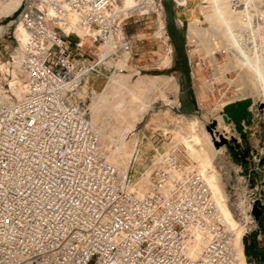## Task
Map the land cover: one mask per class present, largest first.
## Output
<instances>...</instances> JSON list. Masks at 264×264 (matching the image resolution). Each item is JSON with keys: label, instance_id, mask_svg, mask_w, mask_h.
Listing matches in <instances>:
<instances>
[{"label": "built area", "instance_id": "obj_1", "mask_svg": "<svg viewBox=\"0 0 264 264\" xmlns=\"http://www.w3.org/2000/svg\"><path fill=\"white\" fill-rule=\"evenodd\" d=\"M160 3L21 1L14 26L26 36L12 37L24 51V88L10 99L0 84V264H234L230 231L196 170L169 154L152 162L138 193L131 172L138 153L124 172L109 164L85 102L72 99L109 45L116 54L133 50L127 20L145 22ZM72 16L81 35L64 30ZM198 235L207 241L188 257Z\"/></svg>", "mask_w": 264, "mask_h": 264}, {"label": "rangeland", "instance_id": "obj_2", "mask_svg": "<svg viewBox=\"0 0 264 264\" xmlns=\"http://www.w3.org/2000/svg\"><path fill=\"white\" fill-rule=\"evenodd\" d=\"M162 3L163 9L160 4L156 8L158 15L151 14L146 18L145 22L141 21L142 24H138L139 28L143 29L137 36L138 44L134 45L133 50L130 53L122 52L119 54L127 57V65L122 66L118 63L116 55L110 66L105 67L99 63L81 82L86 93L92 86L103 92L110 90V83L115 77L128 78L129 84H143V88L139 87L135 90L139 91L141 88V91L134 93V103L132 105L135 104L134 106H137L136 104L142 103L143 107H145L144 110L136 118L130 119L126 125L119 126L115 131L116 134L112 136V140L115 142V149L122 148L121 151H118V159L116 160V163L120 165L118 166L119 168H122L127 163L131 148L135 143H138L139 152L131 171L133 182L140 179L145 169L150 168L151 170L152 162L159 161V156L164 151L175 155L177 160L184 165L190 166L194 164L188 155L187 147L184 143V134L178 128L182 127L185 130H189L190 120L198 119L197 132L201 134L203 130H208L211 133L212 131L208 126L215 121L213 119L215 115L225 114V105L243 99H250L251 103L253 101L252 94L242 89L241 76L244 71H240L237 68L226 72L227 77L229 76V79L234 80L232 84L227 81L220 82L217 80L214 83V90H209L210 82L215 80L214 77L217 74V70L207 57L205 48L190 41L187 36V21L183 8L189 2L186 1L183 7L177 6L172 0H162ZM262 3L260 4L262 6H257L258 9H264V1ZM18 11L12 16L3 17L0 20V24H6L10 21L15 22L8 31L0 35V61L9 66L12 60V52L16 48V42L12 35H15L13 29L16 21L14 20L18 19ZM179 15L184 20L183 27H178L175 23V18ZM133 21V18L127 20L124 26L126 32L131 31L130 25ZM243 41L247 44L249 39L244 38ZM171 47L172 51L169 54V58L165 59L164 54ZM195 48H198V50L194 52L193 59L190 58L192 62L189 64L187 53L189 54ZM214 55L216 63L219 65L229 61L227 53L222 50L221 46L214 51ZM139 56L142 57V61L135 63V58ZM183 57H186L187 64V70L184 67L186 71L182 73L184 89L181 88V77L178 75L183 69ZM166 62L171 63V66L166 67ZM154 75H158V77H150ZM168 75H173L174 78L170 79ZM6 78L10 77L8 75L4 76L0 70V84L5 89L7 87L9 89ZM187 87H189L190 91L192 89V93L190 91L185 92L183 94L184 98L189 100L188 95H190L195 97L196 102L194 108L186 110L182 104L179 106V101L180 92ZM126 89L127 86H124L123 91H126ZM161 92L167 96L168 101L161 97ZM242 93V96L230 101L226 100L228 103L221 105L222 102H226L225 99L233 95H241ZM126 95L128 96L129 93H123L121 96L125 98ZM79 98L85 104L87 103L85 94L80 95ZM263 107L261 104H256L255 109L250 111V115L248 117L245 116L246 118L241 121V132L236 130L235 123L225 114L233 124L230 127L231 134H220V132L216 131V137H218L217 140H213L215 146H224L226 148L229 160L239 167L238 175L240 179L233 180L227 187L232 200L235 203L252 198L253 201L249 213L255 219L257 226L244 235V242H246V236L259 238L260 241H264ZM120 108H124V105L120 106ZM87 112L90 114L89 111ZM125 112L122 109L114 110V114L107 117V120L109 123L117 124V119L123 117ZM88 116L91 119V116ZM132 126L134 127L133 131H131ZM214 127L213 130L215 129ZM220 136L225 138L224 142L220 140ZM217 141L218 144H215ZM107 146V142H101V148H106ZM255 207L260 209L259 214L255 213ZM238 216L240 217L241 215Z\"/></svg>", "mask_w": 264, "mask_h": 264}, {"label": "bare ground", "instance_id": "obj_3", "mask_svg": "<svg viewBox=\"0 0 264 264\" xmlns=\"http://www.w3.org/2000/svg\"><path fill=\"white\" fill-rule=\"evenodd\" d=\"M21 1L0 0V20L3 17L12 16L16 13L19 10ZM263 1L242 0L239 8H233L230 0H187L189 3L185 4L183 8L187 21L186 31L188 38L190 41L205 48L207 57L217 70V74L214 73L216 75L214 77L215 80L210 82V86L208 85L209 90H214V83L217 80L220 82L227 81L229 84L233 83L234 80L229 79V76L227 77L226 75L228 70L237 68L240 71H244L241 76L242 89L253 96V101L248 107L249 111L254 110L256 104L264 106V9L257 8ZM126 3L129 4L130 0H126ZM160 7L163 9V4L160 3ZM12 23L13 21L0 24V35L8 31ZM175 23L178 27H183L184 20L179 15L176 16ZM70 29L81 34L76 16H72L69 25L64 26L66 32ZM15 36L20 40L26 36L20 24L16 25ZM244 38L249 39L247 44L244 43ZM219 46L227 53V58H229V61L223 65L216 63L214 55V51ZM116 50V47L109 45L107 52L102 56L101 65L105 67L110 66L116 55L118 63L122 66L127 65V57L116 54ZM197 50L198 48H195L189 52L191 59H193L194 52ZM171 51L172 47L167 49V52L164 54L165 59L169 58ZM23 60L24 51L22 44H19L12 52L10 66L0 61V70L3 75L10 77L6 78L7 85L9 86L8 94L10 96L6 94L8 91H3V87L1 86L0 90L10 99H17L22 94L25 80ZM169 65L170 63L166 62L165 66L168 67ZM150 77L157 78L158 75ZM168 77L170 79L174 78L173 75H168ZM124 86H127L126 91H123ZM139 87L143 88V84L137 83L133 85L129 84L128 78L115 77L110 83V90L105 92L99 91L92 86L86 93L81 83L71 91L73 100H77V97L80 95L85 94L87 96L86 109L90 112L88 115L91 116L92 125L99 135L100 151L105 160L121 172L129 168L139 149L134 144L129 154V160L122 168H119L118 166L120 165L116 163V160L118 159V151H121L122 148L115 149V142L112 140V136L116 134L115 131L119 126L126 125L130 119L136 118L144 110L145 107H143L142 103L136 104L137 106H134L135 104L132 105L134 103V93L136 94V92L141 91V88L139 91H135ZM123 93H129V95L122 98L121 95ZM242 95L243 93L241 95H233L225 99V101L233 100ZM161 97L168 101L164 93H162ZM227 101L222 102L221 105L227 104ZM123 105L124 108H120ZM117 109H122L126 112L123 117L117 119V124L109 123L107 117L112 116L114 110ZM213 119L216 123L214 127L215 131L220 132V134H231L230 127L233 124L225 114H217ZM189 125V130H185L182 127L178 128L184 134V143L187 147L188 155L192 162H194L193 165L187 166V168L195 169L197 175L204 181L213 201L216 203L219 218L230 231L234 264H247L242 238L252 228L257 226L255 219L249 213V209L252 207V198L234 203L227 187L233 180L240 179L238 175L239 167L229 160L224 146L217 147L214 145L208 130H203L201 134L197 132L199 126L198 119L190 120ZM133 129L134 127L132 126L131 131ZM102 141L108 143L106 148H101ZM168 154V151H164L159 156V161L170 159ZM156 162H153V164ZM150 172V168L145 169L140 179L133 182V188L138 193L146 191L149 184ZM238 215L241 216L239 217ZM206 241L207 239L201 235L191 238L187 244L186 255L191 258L198 257Z\"/></svg>", "mask_w": 264, "mask_h": 264}, {"label": "crops", "instance_id": "obj_4", "mask_svg": "<svg viewBox=\"0 0 264 264\" xmlns=\"http://www.w3.org/2000/svg\"><path fill=\"white\" fill-rule=\"evenodd\" d=\"M138 24H142L141 21H136L134 20L133 23L130 25L131 31H129L128 33L133 34L134 35V45H137L138 42V35L139 33L142 31L143 28H139ZM134 48V47H133ZM178 60V59H177ZM140 61H142V57H137L135 58V63H139ZM183 69L181 70V72L178 74L179 77H181V88L184 89V82L182 79V73H185V71L187 70V64H186V57H183ZM171 66V63L168 67ZM186 70H185V68ZM189 87H187L185 90H183L182 92H180V101H179V106L180 104H182L184 109H192L195 107V102L196 99L195 97H192L190 95L189 96V100H186L184 98L185 92L190 91V89H188ZM192 93V89L190 91ZM264 236V234H263ZM246 242H244V236L242 238L243 241V246H244V251H245V259L247 264H264V241H260V239L258 238H251L250 236H246L245 238Z\"/></svg>", "mask_w": 264, "mask_h": 264}, {"label": "water", "instance_id": "obj_5", "mask_svg": "<svg viewBox=\"0 0 264 264\" xmlns=\"http://www.w3.org/2000/svg\"><path fill=\"white\" fill-rule=\"evenodd\" d=\"M250 104V99H243L224 106L225 114L230 117V119L235 123L236 130L240 132L242 131L241 121L246 118L245 116L248 117L250 115V111L248 110ZM215 124V121L211 122L208 128L212 130ZM220 140L224 142L225 138L223 136H220ZM215 144H218V141L215 142ZM255 208V213L259 214L260 209H258L257 207Z\"/></svg>", "mask_w": 264, "mask_h": 264}]
</instances>
